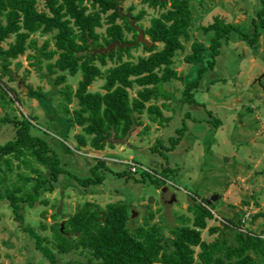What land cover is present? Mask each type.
Instances as JSON below:
<instances>
[{
  "label": "rangeland",
  "instance_id": "obj_1",
  "mask_svg": "<svg viewBox=\"0 0 264 264\" xmlns=\"http://www.w3.org/2000/svg\"><path fill=\"white\" fill-rule=\"evenodd\" d=\"M120 5L124 14L144 10L142 19L136 21L134 18L136 24L143 26L149 23L151 16L165 9L150 6L142 0H120ZM37 6L39 9L45 8L41 0ZM130 6H133L132 9H129ZM189 7V38L183 40V48L176 50L172 56V67L183 78L163 82L162 88L170 96L151 100L161 108L164 116L162 123L151 121L144 108L141 113L143 124L136 126L127 137L117 138L112 146H105L102 150L77 145L75 134L83 131L81 126L71 121V110L78 107L76 97L73 96L68 103L69 112L62 105L65 100L59 89L69 85L74 91L81 78L80 71L70 74L64 70L65 80L55 82V75L59 71L49 72L48 59L28 45L24 53L12 60L10 66L14 78L10 80L7 74L3 76L2 79L14 88L19 100L3 103L0 89V117L28 118L31 132L48 141L50 151L57 155L59 165L65 169L52 181L54 188L42 192L41 197L47 199V203L38 201L30 206L24 202L20 205L24 224L35 227L41 236L47 238L42 245L55 252V264H98L97 259L87 251L56 250L50 228L55 221L63 224L87 202L98 205L103 212L106 204L125 201L131 211L128 220L130 227L142 224L146 218L150 223L159 225L164 235L172 237L170 227L191 221L193 213L188 209V204L192 200L191 192L195 191L211 199L215 217L208 219V226H222L224 218L236 219L242 214L244 221L241 228L261 232L264 236V215L261 214L264 213V27H260L257 41L253 43L231 33L229 40L220 46L214 66L204 71L196 88L190 89L189 92L193 94L191 101L185 98V87L195 78L199 64L189 63L184 58L191 52L193 41L205 45L203 63L211 58L207 46L213 31H205L203 26L211 22L215 15L236 23L251 35V19L264 20V0H189ZM105 25L103 23L97 27V31L103 32ZM125 32L127 38H132V31ZM53 33L36 31L30 36L35 39L36 46L48 40L49 49L55 47ZM157 44L158 47L162 46L161 43ZM148 53L139 42L129 52H124L122 57L136 61L139 56ZM29 54H34V57H29ZM57 55L56 52L51 60ZM38 57L42 59L38 60ZM113 64V60H107L101 68ZM103 81L102 77H96L88 89L103 91ZM138 87H131L130 95H135ZM29 88L38 89L44 95L33 96ZM7 92L3 95L6 100L8 96H14L12 90L8 89ZM215 119L219 120L217 124ZM183 123L186 127L181 139L173 149H167L165 146L170 144L168 137L177 134L176 129ZM144 125L148 128L144 129ZM15 128L16 123L1 121L0 143L12 138ZM110 139L114 141L112 136ZM98 157L103 158L108 166L98 169L103 174L102 182L81 185L71 173L80 177L93 176L90 168ZM10 158L11 170L4 165L0 167L5 175L4 184H9L17 171L30 176H36L41 171L48 177L47 181L50 180L49 169L33 159L29 158L28 165H24L15 157ZM133 160L144 167L131 169L130 161ZM30 165L37 171L30 169ZM165 166L170 170L164 184L142 178L143 170L156 176ZM119 171L124 173L120 175L117 173ZM212 194L216 196L213 199ZM42 210L45 211L44 215L41 214ZM133 210L135 214L132 216ZM53 213L57 214L55 218ZM13 215L11 205L0 199V264H22L28 259L36 261V264H51L34 246L33 239ZM40 223L46 227L41 228ZM226 232L233 242V229ZM217 234V231L210 233L204 228L201 236L204 240H213ZM251 254L258 259L256 254Z\"/></svg>",
  "mask_w": 264,
  "mask_h": 264
},
{
  "label": "trees",
  "instance_id": "obj_2",
  "mask_svg": "<svg viewBox=\"0 0 264 264\" xmlns=\"http://www.w3.org/2000/svg\"><path fill=\"white\" fill-rule=\"evenodd\" d=\"M38 1L0 0V89L3 103L19 100L14 88L8 86L2 78L6 74L8 79L14 78L10 66L12 60L24 53L29 45L40 56L48 59L49 72L59 71L55 75V82L65 80L64 70L70 74L77 71L81 73L74 91L69 85L59 89L65 100L62 105L67 112L68 103L73 96L77 99L78 107L71 110V121L72 124L81 126L83 131L75 134L78 146L89 145L95 150L112 146L117 138L127 137L136 126L143 124L141 113L144 108L147 109L151 121L162 123L164 116L161 108L151 100L170 96V93L162 88L163 82L171 78H183V75L172 67V56L176 50L183 48V40L189 38V0H142L150 6L165 9L151 16L146 26L140 24L152 44L148 46L141 42L149 53L139 56L136 61L123 59L122 55L139 43L115 46L108 52L95 51V48L115 39L133 41L137 32L128 18L132 16L136 21L140 20L145 15L144 10L136 14H124L120 0H41L44 9L38 8ZM251 21V35L236 23L218 15L203 26L205 31H213L207 46L211 58L203 63L205 45L199 41L191 43V52L184 58L187 62L199 66L195 78L185 87L186 100L193 99L190 89L196 88L204 71L214 66L220 46L229 40L231 33L249 43L257 41L260 27H264V20L254 17ZM103 23H106L104 31H97V27ZM36 31L54 32L55 47L48 49V40H44L41 46H36L35 39L30 36ZM125 31H132V38H127ZM157 43L162 46L158 47ZM56 52L57 57L51 60ZM33 55L29 54V57H34ZM40 59L42 58L38 57V60ZM107 60H113L114 64L102 69L101 65H105ZM96 77L104 79L101 85L103 91L88 89ZM134 85L139 87L135 95H130L129 89ZM8 89L13 91L14 96H8L6 100L3 95L8 93ZM29 93L37 97L44 95L40 90L32 88H29ZM146 102L149 104L146 105ZM1 121L14 122L16 128L12 138L0 143V167L4 165L8 170L12 169L10 156L19 159V163L24 165H28L30 158L49 169L50 180L47 181L48 177L40 173L41 171L36 176L17 171L14 179L9 184H4L5 175L0 168V199L11 205L14 218L33 239L34 246L51 264H55V252L42 245L47 238L41 236L35 227L24 224L20 205L24 202L30 206L38 201L47 203V199L41 197L42 192L52 190V181L56 180L60 173H64L65 169L59 165L57 155L50 151L48 141L31 132L28 118L4 115L0 117ZM218 122L219 120L215 119V124ZM185 127L186 124L183 123L176 129L177 134L168 137L170 144L165 146L167 149L175 147ZM146 128L147 125H144V129ZM102 166L108 168L105 160L98 157L90 168L93 176L80 177L73 173L71 175L83 186L99 183L103 180V174L98 172ZM29 167L37 171L32 165ZM169 170L170 168L165 166L160 170L161 174L156 176L148 170H143L142 178L162 185L169 176ZM117 173L121 175L124 171ZM191 198L188 209L192 211L193 217L187 223L170 227L172 237L164 235L159 225L150 223L146 218L142 224L130 227L128 220L131 211L125 201L110 202L106 204L103 212L99 210L98 205H90L87 202L65 219L62 227L61 222L51 223L56 250L87 251L91 257L97 259L98 264H264V236L261 232L241 228L244 221L242 214H239L240 217L236 216V219L224 218L222 226H208V219L215 217L212 202H207L206 197L195 191L191 192ZM41 214L44 215L45 211L42 210ZM56 215L52 214L54 218ZM39 226L46 227L44 223ZM204 228L210 233L217 231L216 238L204 240L201 236ZM228 229L234 231L233 242L226 235ZM251 252L256 254L258 259H255ZM22 264H36V261L28 259Z\"/></svg>",
  "mask_w": 264,
  "mask_h": 264
},
{
  "label": "water",
  "instance_id": "obj_3",
  "mask_svg": "<svg viewBox=\"0 0 264 264\" xmlns=\"http://www.w3.org/2000/svg\"><path fill=\"white\" fill-rule=\"evenodd\" d=\"M130 20L131 25H133V27L136 29V36L135 39L133 41H123V40H112L110 43L106 44V45H99L98 47L95 48V51H102V52H108L110 50H112L115 46L118 47H123V46H129V45H135L139 42H143L148 46H151L152 41L149 39L148 36L145 35L142 27L138 24L135 23L134 17L129 16L128 18ZM166 186L163 187V189H165ZM174 194H172L171 197H173ZM215 194L211 195V198H215ZM172 200V199H171ZM211 199L207 198V202H210ZM135 214V211H132V216ZM62 227V224H61Z\"/></svg>",
  "mask_w": 264,
  "mask_h": 264
},
{
  "label": "built area",
  "instance_id": "obj_4",
  "mask_svg": "<svg viewBox=\"0 0 264 264\" xmlns=\"http://www.w3.org/2000/svg\"><path fill=\"white\" fill-rule=\"evenodd\" d=\"M130 166H131V169H138L140 167H144L142 164L136 162L135 160L130 161ZM165 180H167V179H165Z\"/></svg>",
  "mask_w": 264,
  "mask_h": 264
}]
</instances>
